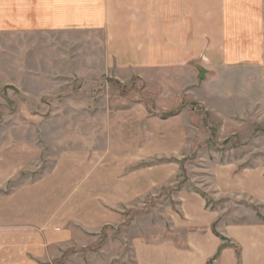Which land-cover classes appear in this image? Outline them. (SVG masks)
Returning a JSON list of instances; mask_svg holds the SVG:
<instances>
[{"label":"rangeland","instance_id":"374dc122","mask_svg":"<svg viewBox=\"0 0 264 264\" xmlns=\"http://www.w3.org/2000/svg\"><path fill=\"white\" fill-rule=\"evenodd\" d=\"M259 32L260 58L201 78L119 74L83 31L1 29L0 222L62 223L72 240L43 264H123L174 236L179 194L214 188L219 158L264 164V15Z\"/></svg>","mask_w":264,"mask_h":264},{"label":"crops","instance_id":"0c3cea01","mask_svg":"<svg viewBox=\"0 0 264 264\" xmlns=\"http://www.w3.org/2000/svg\"><path fill=\"white\" fill-rule=\"evenodd\" d=\"M263 15L264 0H0V30L87 32L91 52L103 53L119 74L196 67L204 78L209 68L241 66L251 52L260 58L263 48L254 37ZM262 162L253 150L219 158L214 188L189 186L179 194L175 235L137 238L121 262L264 264ZM65 228L0 222V264H43L61 256L72 240Z\"/></svg>","mask_w":264,"mask_h":264}]
</instances>
